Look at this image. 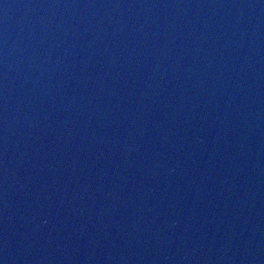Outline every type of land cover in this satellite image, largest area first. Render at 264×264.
Listing matches in <instances>:
<instances>
[{
	"label": "water",
	"instance_id": "1",
	"mask_svg": "<svg viewBox=\"0 0 264 264\" xmlns=\"http://www.w3.org/2000/svg\"><path fill=\"white\" fill-rule=\"evenodd\" d=\"M0 264H264V0H0Z\"/></svg>",
	"mask_w": 264,
	"mask_h": 264
}]
</instances>
